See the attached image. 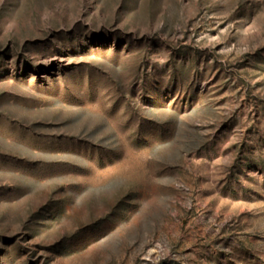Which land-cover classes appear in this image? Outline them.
Wrapping results in <instances>:
<instances>
[{
  "label": "rangeland",
  "instance_id": "rangeland-1",
  "mask_svg": "<svg viewBox=\"0 0 264 264\" xmlns=\"http://www.w3.org/2000/svg\"><path fill=\"white\" fill-rule=\"evenodd\" d=\"M0 264H264V0H0Z\"/></svg>",
  "mask_w": 264,
  "mask_h": 264
}]
</instances>
